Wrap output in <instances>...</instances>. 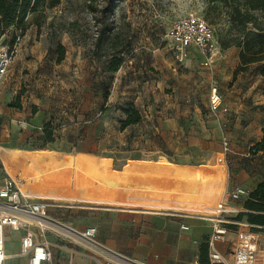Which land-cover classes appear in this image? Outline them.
Wrapping results in <instances>:
<instances>
[{
	"label": "rangeland",
	"instance_id": "1",
	"mask_svg": "<svg viewBox=\"0 0 264 264\" xmlns=\"http://www.w3.org/2000/svg\"><path fill=\"white\" fill-rule=\"evenodd\" d=\"M229 10V7L223 6L222 3L210 0H96L91 4L87 0H60L57 7L45 11L41 20L42 29L54 38V42L60 35L66 34L74 45L82 47L84 54L89 55L101 33L106 36L111 34L110 43L118 44L126 58L120 69L121 73L126 72L134 76L140 72L139 77L150 81L144 90L146 96L142 100L146 101V98L156 94L161 96L162 100H172L178 105L185 135L179 141L172 138L156 146L149 144L141 147V144H136L133 140V134L120 133L119 116L113 113L106 124L101 123L98 128V134L103 138L100 144L101 152L98 158L93 160L79 162L74 155L82 153L81 150H72L60 144H46L44 131H36L33 134L24 130L16 131L10 138L0 139L2 147L4 150L19 149L20 155L24 153L27 162H34L35 153L54 156L49 165L41 163L35 166L38 173L74 163L94 166L104 171L106 162H109L111 171L118 175L131 165L154 166L160 159L165 158L173 165L203 168L212 174L213 188L216 189L217 196L220 180H226L225 189L231 192L235 188V165L240 157L235 155L231 148L227 152L224 151L221 137L224 133L236 135L244 128H250V133L254 136L264 127V78L259 72L260 65L252 64L245 71L236 72L241 63L239 59V65L233 71L239 49L235 46L230 47L233 50L226 59L212 69L205 68L195 59L192 60L195 57L194 48L189 51L187 60L178 64L166 38L167 30L177 18L195 13L213 27L219 46L226 50L224 45L233 40L235 35ZM257 15L264 22V14ZM9 40L8 32L0 36V44L8 45ZM101 72H104V66H101ZM116 77H119V73ZM116 77L106 76L109 84ZM214 86L218 88L222 99L216 113L210 110V96ZM126 102H123L122 106ZM210 120L216 122H208ZM69 123L70 121L60 114L54 121L53 128L61 129ZM212 131L218 132L217 136ZM129 137L130 141L127 139ZM4 153L6 156L1 155L0 160L6 163L9 173L14 178H17L19 173H24L27 162L16 160L10 152ZM225 162L226 179L222 174L216 173L217 168L225 165ZM22 177L19 175V178ZM189 184L197 188L196 184ZM170 187L171 183H168V192ZM21 188L23 189L22 186ZM220 197L211 204L212 208L219 203L217 201ZM44 200L49 203V225L41 235L54 253L53 264H69L71 255L74 258L79 257V254L71 251L85 253L96 264H99L98 260L102 264H139L112 251L99 238L92 243L83 237L87 229L104 219L105 211L124 208L66 200ZM225 201L228 205L237 203L232 201L229 195H226ZM222 216L229 221L230 226L235 225L230 221L235 220L236 212ZM247 224L241 222L239 227H248ZM252 230L255 231L253 228ZM255 232L264 235L263 230ZM15 262L14 257L6 261L8 264ZM258 264H264L262 257L259 258Z\"/></svg>",
	"mask_w": 264,
	"mask_h": 264
},
{
	"label": "crops",
	"instance_id": "2",
	"mask_svg": "<svg viewBox=\"0 0 264 264\" xmlns=\"http://www.w3.org/2000/svg\"><path fill=\"white\" fill-rule=\"evenodd\" d=\"M41 24L38 26L30 17L26 33L16 43L14 63L0 91V139H8L16 131L24 130L32 134L42 131L47 123L53 125L57 116L62 114L70 123L61 129H54V144L81 150L82 153L74 155L79 162L93 160L99 155L85 151L98 150L100 154L103 138L98 134V128L101 123L106 124L113 113L119 116L120 121L123 120L125 116L117 108L125 101L135 104L142 115V122L119 131L121 134H133V140L136 144H141V147L149 144L156 146L172 138L179 141L185 135L181 125L180 107L172 100H162L156 94L152 98H146V101L142 100L146 96L144 90L150 81L139 77L140 72L134 76L121 73L120 70L113 74L102 73L101 66L107 64L109 57L98 58L92 52L89 55L84 54L83 48L74 45L66 34L60 35L54 42V38L42 29ZM15 32L14 29L8 31L10 40ZM59 46L65 50L61 62H58ZM232 50H223L224 60ZM194 51L195 57L192 60L201 63L205 59L204 54L197 49ZM239 54L240 49L237 50L233 71L239 65ZM107 75L116 78L109 84V97L104 99L101 84L108 83ZM85 126L87 132L82 133ZM263 130L264 127L258 135L253 136L250 128H244L236 135L224 133L221 137V144L226 137L230 148L240 157L235 165L237 170L233 181L234 189L244 188L251 193L259 183L264 182V153H250L262 141ZM212 133L216 136L218 134L213 131ZM127 139L130 141L131 137ZM2 146L0 142V159L1 155L6 156L4 152H10L16 160H27L24 153L20 155L19 149L4 150ZM30 164L29 161L26 166ZM224 164L227 166L226 162ZM4 168L9 173L6 163L0 160V174L5 171ZM246 199L248 198H243L234 205L227 204V209L230 212L234 210L236 216L247 212L243 207ZM49 211L48 209L47 213ZM104 213V219L91 227L97 231L96 239L99 238L109 249L120 253L129 261L139 264L209 263V239L214 232L213 208L204 218L175 212L173 209L156 212L111 208ZM230 222L235 225H228L229 231L224 241H217L214 245L217 251L226 256H232L236 247V231L240 229L241 222L246 221ZM182 226L188 227V230H183ZM24 234L25 230L7 232L6 256L7 260L14 257L15 264H27V259L24 260L21 256V239ZM37 237L53 253L50 244L43 241L40 232H37ZM58 248L62 249L60 246ZM12 250H15L14 253H11ZM71 252L79 254V257L74 258L71 255L69 264H96L85 253ZM97 262L102 264L100 260Z\"/></svg>",
	"mask_w": 264,
	"mask_h": 264
},
{
	"label": "built area",
	"instance_id": "3",
	"mask_svg": "<svg viewBox=\"0 0 264 264\" xmlns=\"http://www.w3.org/2000/svg\"><path fill=\"white\" fill-rule=\"evenodd\" d=\"M166 38L170 42L171 51L178 64H183L187 60L189 51L193 48L204 54L205 59L201 65L207 69L225 58L217 42L215 30L195 13L177 18L167 30ZM19 40L18 37L17 42ZM15 54L16 45L10 48L9 45L0 44V91L14 63ZM221 103L219 90L215 86L210 96V110L216 113ZM222 146L225 152L229 151L230 145L226 137L222 140ZM21 174L19 173L20 177ZM19 175L16 177L19 178ZM17 178L6 170L0 174V264H6L7 261V232L21 230H25L21 239V256L27 259V264H53V253L45 244L39 242L37 237V232L46 231L49 225L47 221L49 203L47 200L26 194L20 186V178ZM226 195L237 202L249 198L250 192L244 188L227 192L223 204L214 210V232L209 239L211 252L208 264H258L260 257L264 259V235L253 231L251 225L236 231V247L232 256L221 254L214 247L215 242L224 241L229 231V221L222 216L230 212L225 201ZM182 229L186 231L188 227L182 226ZM96 236L95 228H89L83 233V237L92 243L96 242Z\"/></svg>",
	"mask_w": 264,
	"mask_h": 264
},
{
	"label": "bare ground",
	"instance_id": "4",
	"mask_svg": "<svg viewBox=\"0 0 264 264\" xmlns=\"http://www.w3.org/2000/svg\"><path fill=\"white\" fill-rule=\"evenodd\" d=\"M52 159L53 156L40 153L36 155L35 163L31 162L25 168L20 178L25 193L27 191L34 198L111 205L128 210L137 208L162 212L173 209L193 217L208 216L213 207L211 204L221 196L213 208L217 210L226 193L224 180L218 182L217 196L212 174L203 168L173 165L165 158L154 166L131 165L118 175L111 171L109 162H106L104 171L75 163L39 173L36 171L37 164L49 165ZM216 173L226 179V166L217 168ZM168 183H171L170 192ZM189 183L196 184L197 188Z\"/></svg>",
	"mask_w": 264,
	"mask_h": 264
},
{
	"label": "trees",
	"instance_id": "5",
	"mask_svg": "<svg viewBox=\"0 0 264 264\" xmlns=\"http://www.w3.org/2000/svg\"><path fill=\"white\" fill-rule=\"evenodd\" d=\"M87 1L91 4L96 0ZM210 1L222 3L223 6L230 9V23L235 35L233 40L224 45V48L228 49L235 46L240 49L239 59L241 63L236 72L238 70L245 71L252 64H259L260 75L264 78V22L257 15V13L264 14V0ZM59 4L60 0H50L49 2L47 0H0V36L14 29L16 32L9 42L10 48H13L17 43V38L26 33L30 17L40 26L45 11L57 7ZM110 36L111 34L106 36L101 33L94 44L92 54L98 58L109 57L107 64L104 66V73L113 74L121 69L125 56L118 44L110 43ZM64 54V48L59 46L58 62L63 60ZM101 89H103V98L107 99L110 95L109 83L104 82L101 84ZM16 107L19 108V106ZM117 109L125 116L120 121V131L142 122V115L133 102H126L124 106H119ZM42 131H44L46 144L55 142L53 138L54 128L51 123H47ZM86 132L87 127L85 126L82 133ZM85 152L99 155L98 150L91 149ZM260 152L264 153V130L262 141L250 150L251 154ZM243 207L247 212L239 213L235 220L246 221L253 226L255 231H264V182L259 183L255 190L250 193Z\"/></svg>",
	"mask_w": 264,
	"mask_h": 264
}]
</instances>
